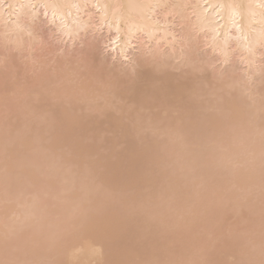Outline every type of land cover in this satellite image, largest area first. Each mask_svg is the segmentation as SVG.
<instances>
[{
  "label": "bare ground",
  "instance_id": "6f19581e",
  "mask_svg": "<svg viewBox=\"0 0 264 264\" xmlns=\"http://www.w3.org/2000/svg\"><path fill=\"white\" fill-rule=\"evenodd\" d=\"M103 133L112 137L98 144ZM0 136L1 147L19 137L29 150L69 149L77 155L73 161L104 145L114 157L124 145L123 160L108 155L91 164L92 171L101 168L97 182L104 189L116 182L129 185L141 194L143 204L153 203V190L161 187L160 204L154 202L143 214H156L160 230L175 229V238L157 254L151 253L155 247L144 255L133 248L130 256L118 257L115 242L100 231L104 223L114 225L117 217L108 212L99 223L94 216L85 238L70 236L64 242L58 239L71 217L68 222L63 218L64 226L56 227L61 236L53 228L58 239L53 237L48 245L57 257L39 252L36 258L44 259L40 264H261L264 237L252 235L251 229L229 235L213 252L205 237L230 209L237 222L264 230V0H0ZM5 145L2 151H15V146L8 150ZM14 157L15 166L19 160ZM9 161L7 157L0 171L6 165L12 168ZM182 162L194 165L191 174L162 170L163 165ZM233 165L241 168L234 170ZM137 169L140 177L133 178L130 172ZM40 170L47 173L48 168ZM34 172L26 170L29 178ZM48 182L28 206L17 204L26 206L17 221L34 213L43 194L61 191L59 183ZM88 185L84 187L90 192ZM7 187H13L10 181ZM142 187L149 191L141 193ZM257 190L263 192H258L260 197L247 201ZM65 198L74 200L75 190L65 195L67 202ZM91 200L93 196L82 205L83 214ZM245 206L257 211L249 207L252 212H246ZM7 229L11 235L14 227ZM27 239L29 248L32 240ZM2 241L0 253L9 247ZM247 241L249 250L243 248ZM22 243H13L11 253L2 252L0 260L20 253L18 264H39L26 255ZM40 245L34 238L30 249ZM226 256L234 258L226 262Z\"/></svg>",
  "mask_w": 264,
  "mask_h": 264
},
{
  "label": "rangeland",
  "instance_id": "374dc122",
  "mask_svg": "<svg viewBox=\"0 0 264 264\" xmlns=\"http://www.w3.org/2000/svg\"><path fill=\"white\" fill-rule=\"evenodd\" d=\"M106 134L107 133H103L102 138H99L97 140L98 144H103L107 138L112 137V134H109V133H108L109 135L108 134L106 135ZM21 139L22 138H19V137H16L14 139V137H13L12 140H14L13 141L14 143L11 142L12 140L8 141V143H10V145L9 144L5 145L6 141L4 142L3 145H5L6 149H8V150H10L11 147L15 146V147H13V148H15V151L13 150V152H11V154L9 151L7 152V150L6 151L4 150L5 151V153H4V151H2V149H0L1 154H2V152L4 155H6L8 153L9 156H7V157L10 158V161H11V159H13L14 156H16V157H14V159H16V161L19 160V163H18V161H17L18 164L16 163L17 166L23 165V166L17 168L16 165H15L16 167L14 166V164H15L14 160H13L14 162L11 161L12 163L9 161L10 166H12V168H10V167H8V165H6L5 168H2V170L0 171V199H2L3 197H4L3 200L5 199V201L0 203V213L3 214L2 216L0 214V216L2 218V220L0 218V221H1V223H0V239L4 240V241H2V243L7 242V244L9 245V247H8L6 244H4L2 246V248H4V247L6 248V246H7V249L4 248L5 250L1 251L0 254H2V252H3L4 255H5V253L6 254L8 253L7 255H9L11 253L10 249H12V247L14 248L15 242H16V244L18 241L19 242L21 241V243H22L23 241H22L21 237H23V238L25 237L24 238L25 241L22 243L25 245H22V246H24V248H25L24 250L26 251L25 252L26 255H28V257H31L32 260L34 259V261H36V262H38L40 260V261H42L41 263H43V260H44L43 258H42V260H41V258L40 259L36 258L37 255L39 254V252H40V254H42V252L45 255L48 254V257L55 259L57 257V255H54V253L55 254L58 253L57 250H49V249L51 248L52 241H54L56 238L58 239V237H56L55 235L60 233V231H58V233L56 231L57 230L56 227L57 228L59 227V225L57 226V223L60 224V227L62 225L64 226L65 222H63V218L64 219L66 218V221H67V218L71 217V218H69L70 220L69 219L68 220L71 221L72 226L70 224L68 225V223H67L66 226L68 229L64 232H61V234H65V235L61 236L60 234H58L57 236H61V237H59L58 240H63V242H64L70 236H73V238L77 237V238L81 239V237L85 238V236H87L88 233L92 230L91 229V222H90L91 219L94 216H98L99 223H102L100 220H102V218H104L103 215L108 213V212L111 213L112 215H114L115 218L117 217V220H114L113 221L114 225L110 224L109 228L104 223L103 225L107 229H104L103 228L104 226L103 227L101 226L102 228L100 231L102 232V234L103 233L108 234L109 239H111L112 241L115 242L114 250H117V252L114 251V255L116 253V255L118 257L130 256L131 252L133 251V248L134 249L136 248L138 251L141 252V255H144L148 249L155 247L153 250H151V253L157 254L160 249H163L166 245H168L167 241L170 238H175L176 234H174V230H175L174 228H170V230H168V231L167 230L164 231L163 229H161V230L159 229V225L161 223L159 222L156 214H155V216L153 213H151L152 215L143 214L144 210L149 209L150 207L153 208V206L157 205L154 202L158 203L159 201H161V198H163V197H160V195H159V191L161 190V187L158 186L156 188V191H155V189L154 190L152 189L157 195V198L153 202L154 204L153 203L143 204L139 198V196L141 194L138 195V193L133 192V189L129 185L128 186H120V184H118L116 182V183H113L110 187L104 189V187L97 182V179H98L97 173L101 171V168H99V166H96V167H94V170L92 171L91 169H93V168L90 166H91V164L97 163L103 156H108V155L110 156L111 155V153H109L111 150L105 149L106 148L105 145H104V147H99L98 151L90 150L86 154L80 156V160H78V161L74 160L73 161V157H76L77 155L76 154L73 155L71 153V151H69V149H66V148L60 149V150H58L59 152H57V151L49 152L47 150H44V151L43 150H41V151L40 150H29V149H26V146L23 142L24 139L23 140H21ZM0 142H1L0 144H2V142H3L2 139ZM19 142L23 143L22 146ZM85 142L90 143L91 139L86 138ZM19 144H20L21 148H19ZM3 145H2V147H3ZM2 147L0 145V148H2ZM122 147H123V150L121 149ZM117 148H116L117 151L113 155L114 157H111V156L110 157L113 158L114 160L121 161V160H123L122 158L124 156L125 146L121 145V147H117ZM17 149H19V150H17ZM16 151H17V153H15ZM37 151L43 152L42 154H44V156H45V154H47V152H48V154L46 157H44L40 153V156L42 155L40 158V156L37 155V153H36ZM33 155H36L39 158H37L36 156L34 157ZM202 155L203 154H201V155L199 154L197 158L202 159V157H203ZM7 157H4V156L2 157L4 160H0V164H1L0 166H3ZM31 157H34L36 159H33ZM21 162H22V164H21ZM73 162H74V164L76 163V165H74ZM216 162L215 161L212 162L214 164V166L217 165V163L219 164V166H221L220 162H217V163ZM177 164L178 163H176V165L175 164H169V166L163 165L162 170L167 172V174H169V175H174V174H181L182 172H185V171L188 172L189 174H191L193 169H194V165L189 163V162H182L180 165L179 164L177 165ZM13 166L15 168V172L13 170L14 169ZM201 166H203V165H201ZM208 166H211V163L208 164ZM214 166H211V167H212V169L216 170L217 166L216 167H214ZM45 167L48 168V171H47L48 176H45V174H47L46 172H42L40 170V169L44 170ZM234 167L236 168V170L239 169V167L241 168V166H239V165H233V168ZM51 168L55 169V171H53V173L49 172V170ZM235 168H234V170H235ZM27 169H29V170L32 169V170L36 171V172H34V176L29 178L26 174ZM130 173L131 174L134 173L131 175V176H133V178H136L138 175L139 176L137 178L140 177L138 169L133 170ZM189 174H187L188 176L187 175L183 176V178L185 177L184 178L185 181H187V179L190 178ZM263 177H264V175H263ZM26 178H28V180ZM73 178H75L74 181L72 180ZM49 180H53V181L59 183L56 185L61 186L62 194H61V191L60 192L55 191L57 194L53 191L54 195L55 194L56 195L55 196L50 195V194H52V192L50 193L51 190L49 191V193L47 195L43 194L40 197L41 199L39 198L40 202L38 203V205H40V206L34 210V213H32L26 220L17 221L19 219V217L22 215V213H21L23 211L22 208L28 206L30 204V202H32L31 199L34 196V193L36 194L37 191H38V193L44 191L42 188H44V189L46 188L45 185L49 183L48 182ZM8 181H10L12 183L13 187H9V188L7 187V189H5L4 188L5 183ZM166 181H168L167 178L165 179V182ZM72 183L75 184L74 187H71ZM85 184H89L88 186L91 187L92 190L90 192H88L87 189L84 187ZM38 185L40 188L38 187ZM36 186H37L38 190L35 191V189H37ZM41 186H43V187L41 188ZM232 188H233L232 190H235L236 187L234 186ZM39 189H41V190H39ZM55 190H56V188H55ZM70 190H75L76 198L74 200L73 199L67 200L65 198L67 201V202H65L63 199H64L65 195ZM236 190H237V188H236ZM33 191H35V192H33ZM148 191H149L148 188H145V187L141 188V193H143V194L147 193ZM253 192L254 193L256 192V194H252ZM253 192H251V194L246 196L247 201H248V199H250V201H252L253 200L252 198H256L255 197L256 195L258 197H260L259 194L261 192H259L258 190L253 191ZM258 192H259V194H258ZM181 194L182 195H180V196H183V195L185 196V193L184 194L181 193ZM244 194L245 193L242 194V197H244L246 195V194L245 195ZM59 195H61V196H59ZM57 196H59V198H61V199H59ZM90 196H93V200H91L89 202V204H88L89 207L88 206H87L88 208L86 207V209L84 210L86 213L84 212V214H83L82 205L84 203L88 202L87 198H89ZM246 198L244 200H246ZM254 200H257V199H254ZM57 201H60V203ZM62 201H64V202H62ZM252 202H254V201H252ZM19 203L24 204L26 206H24V205L19 206L20 205ZM57 203H59V205L62 204V206L55 208L56 206H58ZM63 203H65V204L68 203V205L67 204L65 205ZM69 203H71V204H69ZM17 204H19V205H17ZM41 204L43 206H41ZM48 204H50V205H48ZM159 204L160 203H158V205ZM171 205H173V206H169V207L175 206L174 204H171ZM3 206H6L8 208V210L7 209L4 210L2 208ZM75 206H78V207H75ZM245 207H247L246 212L251 211L249 209L250 206L249 207L245 206ZM245 207H242L241 210L243 208L245 210ZM59 208H61V209L59 210ZM74 208H77V210L79 209V211L75 210ZM252 208H254V207H252ZM174 209H175V207H174ZM174 209L171 208L169 210V208H168L169 213L171 210L173 212ZM57 210H58V212H56ZM151 210H153V209H151ZM48 211L50 214L48 213ZM252 211H257V209L254 208V209H252ZM61 212H62V214H61ZM58 213L60 215H58ZM52 214H54L53 215L54 217L52 216ZM227 214L228 215H225V218H223L219 221L217 228H216V225H213V227H214L213 231L210 234L206 235V237H205L206 243L208 246L207 249L210 252L217 251L220 248L221 242L223 240L227 239V237L229 235H231V234H241L242 235V233H244L245 229H251L252 235L256 234V232H257V234L259 233L258 234L259 236L264 237V230L260 233V231H259L260 228L257 227L256 225H253V224L251 225L248 222H241V223L237 222L236 219L233 216H231L232 215L231 209L229 210V212H227ZM49 215H51V216H49ZM144 215H146V216H144ZM48 216L50 217V219L48 218ZM174 216H175V214H174ZM89 217H90V219H89ZM15 218H16V220H15ZM181 218L179 217L178 220H180ZM41 219H43L44 224L42 223L43 221H41ZM4 220H5V222H4ZM75 220L77 221V224H79V222L81 221L78 226H76ZM181 220H182V221H180V222H182L181 224H184L185 223L184 219L182 218ZM39 221H40V223H39ZM46 221H47V223H46ZM115 221H118V222L115 223ZM2 222H4L5 224L7 222L6 227H4ZM9 222L11 224H9ZM19 222H21L22 224ZM48 222H50V223H48ZM104 222H105V218H104ZM25 224H26V226H24ZM39 226H40V228H39ZM69 226L71 229L69 228ZM13 227H14L13 233L15 231V233H14L15 235L13 233L11 235L9 233L6 234L7 230H8L7 228L12 229ZM23 227L25 230L23 229ZM25 227H27V228H25ZM15 228H16V230H15ZM30 228H31V231H33V232H31L29 234ZM48 228H49V230H48ZM53 228L55 229L54 231L57 234L53 233L54 232V231H52ZM111 228H112V230H111ZM160 228H161V225H160ZM231 228L235 232L229 233V229H231ZM18 229H20V230L22 229V230L20 231ZM32 229H34V230H32ZM38 229L40 232L38 231ZM45 229H46V231H45ZM77 229H80L81 231L77 230ZM17 230H18V232H17ZM68 230L70 233L68 232ZM104 230H108V231L105 232ZM219 230H220L221 234H218ZM25 231H27L26 235L24 233ZM42 231L45 232L44 237H43ZM74 232H75V234H74ZM253 232H254V234H253ZM51 233L54 236L51 235ZM3 234H5V236L6 235L8 236V238L6 237L7 240H5V238L3 237ZM27 234H28V236H27ZM18 236H19V238H18ZM41 236L43 239H39V238H41ZM48 237H50V238H48ZM53 237L55 239H53ZM27 238H30V240H32L31 242H28L29 248L25 247L27 245L26 242L28 241ZM34 238L38 239L39 244L42 242V245H40L41 246L40 249H38L40 246L39 247L37 246L35 251L32 252L30 247L34 241ZM243 238H245V237L243 236ZM2 243H1V245H2ZM174 243H176V242H173L172 244H174ZM12 244H13V246H12ZM19 244H17V247L19 246ZM10 245H11V247H10ZM48 245L50 248L48 247ZM250 247H251V243L248 241L245 242L243 248H245V250H247V249L249 250ZM27 248H28V250H27ZM8 250H9V252H8ZM18 254H20V253H18ZM32 254L36 255V256H33ZM7 255H5V256H7ZM17 255L15 254L12 256V257H15V259L14 258L11 259L12 258L11 257V258L7 259L6 261L11 262V264H18ZM259 257L260 256L258 255V258ZM233 258L234 257L226 256L225 261L231 262ZM64 262H66V261H64ZM27 263H29V262H27ZM33 263H35V262H31L29 264H33ZM61 264H63V262H61Z\"/></svg>",
  "mask_w": 264,
  "mask_h": 264
},
{
  "label": "clouds",
  "instance_id": "9594fccd",
  "mask_svg": "<svg viewBox=\"0 0 264 264\" xmlns=\"http://www.w3.org/2000/svg\"><path fill=\"white\" fill-rule=\"evenodd\" d=\"M0 264H11V262L5 261V260H0ZM261 264H262V261H261Z\"/></svg>",
  "mask_w": 264,
  "mask_h": 264
},
{
  "label": "snow or ice",
  "instance_id": "6c2138e0",
  "mask_svg": "<svg viewBox=\"0 0 264 264\" xmlns=\"http://www.w3.org/2000/svg\"><path fill=\"white\" fill-rule=\"evenodd\" d=\"M206 264H212V262H206ZM262 264H264V261H262Z\"/></svg>",
  "mask_w": 264,
  "mask_h": 264
}]
</instances>
